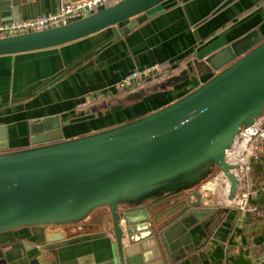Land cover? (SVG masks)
I'll return each mask as SVG.
<instances>
[{"label":"water","instance_id":"1","mask_svg":"<svg viewBox=\"0 0 264 264\" xmlns=\"http://www.w3.org/2000/svg\"><path fill=\"white\" fill-rule=\"evenodd\" d=\"M177 1L120 0L68 24L3 37L0 58L60 48L107 29L120 40ZM30 2L4 0L0 23L17 20L22 5ZM198 59L172 64L186 73L130 93L126 100L139 103L192 77L206 78L196 89L117 126L63 138L64 126L99 113L97 106L62 120L2 123L0 234L25 228L81 229L105 210L113 237L112 256L105 264H174L202 253L223 220L220 210L228 213L237 198L233 171L238 166L229 153L243 130L264 123V36L253 29ZM14 103L1 102L0 109ZM23 140L30 145H15ZM215 170L229 183V204L207 208L200 190L213 183ZM180 194L185 200L174 203ZM164 199L171 204L160 211L163 205L157 203ZM64 240L66 235L59 239ZM25 249L30 264H49V249L31 244Z\"/></svg>","mask_w":264,"mask_h":264},{"label":"crops","instance_id":"2","mask_svg":"<svg viewBox=\"0 0 264 264\" xmlns=\"http://www.w3.org/2000/svg\"><path fill=\"white\" fill-rule=\"evenodd\" d=\"M3 1L0 0V9ZM63 3L32 0L22 5L17 20L56 13ZM253 29L264 36V0H178L120 40L115 39L112 29H107L60 48L2 57L0 103H17L0 109V125L55 116L62 120L85 110L79 109V103L86 94L115 95L118 84L133 70L155 64L172 65L181 60L192 64ZM205 80L192 77L139 103L123 100L125 105L100 106L99 113L72 120L60 133L64 139H73L129 122L178 100ZM28 144L30 141L24 140L15 143L17 147ZM263 183L264 172L260 184ZM200 192L207 208L229 204L221 177L214 178ZM236 196L228 213L220 210L223 220L208 247L174 264H264V218L251 213L241 215L239 195ZM86 233L103 238L70 245L66 242L76 238L77 230L25 228L0 234V264H30L25 249L28 244L49 249L45 257L49 264L108 262L112 256L111 223L93 226ZM65 235L66 240L59 241Z\"/></svg>","mask_w":264,"mask_h":264},{"label":"built area","instance_id":"3","mask_svg":"<svg viewBox=\"0 0 264 264\" xmlns=\"http://www.w3.org/2000/svg\"><path fill=\"white\" fill-rule=\"evenodd\" d=\"M119 1L82 0L64 2L56 13L0 23V38L37 32L68 24ZM174 71H176V68H172L171 65L167 64H155L136 69L121 80L117 89L129 88L130 93L138 92L144 90L147 84L165 81L167 72ZM106 95H108L106 92H95L83 97L80 100L79 109L89 108L98 99L104 98ZM262 157H264V123H257L241 132L229 153L230 162L238 166L233 172L239 182L237 204L241 215L251 213L256 217L264 218V213L259 211L256 204L260 197L264 195V183L258 186L252 179V163L253 161L261 160ZM218 177L223 178L222 176ZM224 181L228 192L229 183L226 179Z\"/></svg>","mask_w":264,"mask_h":264},{"label":"trees","instance_id":"4","mask_svg":"<svg viewBox=\"0 0 264 264\" xmlns=\"http://www.w3.org/2000/svg\"><path fill=\"white\" fill-rule=\"evenodd\" d=\"M130 92L126 89H120L115 95L108 94L104 98L98 99L93 106H105L106 108L114 107L120 105V102L126 100L129 96ZM263 172H264V157H262L259 161H253L252 163V179L256 182V184H260L263 180ZM170 199H164L159 201L157 204L164 205ZM258 205L259 211L264 212V195L260 197V200L256 202ZM165 207V206H164ZM111 223L109 219V214L105 211L97 212L94 217L85 225V228H79V226H74L69 229L77 230V234L86 233V231L90 230L93 226L99 227L104 223Z\"/></svg>","mask_w":264,"mask_h":264},{"label":"flooded vegetation","instance_id":"5","mask_svg":"<svg viewBox=\"0 0 264 264\" xmlns=\"http://www.w3.org/2000/svg\"><path fill=\"white\" fill-rule=\"evenodd\" d=\"M183 72V69L182 68H177L176 71L174 72H167V79H169L170 77L174 76V75H180L181 73ZM161 83V82H160ZM157 84L159 83H151V84H147L144 88V90H148V89H151V88H154L155 86H157ZM93 106V105H92ZM220 171L219 170H215L211 179H214L217 175H219ZM185 196L184 194H180L179 196L175 197V200H174V203L178 202V201H184L185 200ZM171 200H168L164 205L163 207H161L160 211H163L165 208L164 206H169L171 203H170ZM162 205V204H161ZM185 207V205L181 206L180 209L183 210V208ZM87 226V225H85Z\"/></svg>","mask_w":264,"mask_h":264},{"label":"rangeland","instance_id":"6","mask_svg":"<svg viewBox=\"0 0 264 264\" xmlns=\"http://www.w3.org/2000/svg\"><path fill=\"white\" fill-rule=\"evenodd\" d=\"M89 233H85V234H81V235H77L75 236L76 238L75 239H71L69 241H67L66 243L68 244H76L78 242H86V241H89V240H92V239H98L100 237H102V235L98 236V235H94V234H90L88 235Z\"/></svg>","mask_w":264,"mask_h":264}]
</instances>
